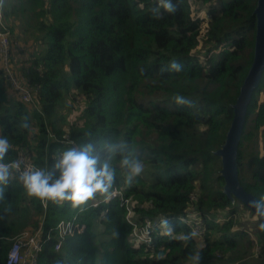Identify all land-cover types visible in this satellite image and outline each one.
<instances>
[{"label": "trees", "instance_id": "trees-1", "mask_svg": "<svg viewBox=\"0 0 264 264\" xmlns=\"http://www.w3.org/2000/svg\"><path fill=\"white\" fill-rule=\"evenodd\" d=\"M199 1L206 5L208 23L203 61L189 55L202 21L191 19L187 0H171L174 13L159 7L158 0L2 1L3 23L16 39L29 34L19 30L21 20L31 21L33 45L24 50L18 71L37 88V105L24 104L6 88L0 70V136L11 144L6 162L25 151L36 167L50 168L57 154L72 146L127 140L148 170L127 185L117 164L113 189L135 199L133 223L142 227L169 218L172 231L158 222L149 246L134 247L119 196L106 201L98 196L79 213L67 202L43 206L14 177L0 202V264L15 237L38 228L36 264H194L191 257L197 253L199 264H264L258 219L257 260L245 259L251 247L246 233L231 231L238 203L250 210L223 194L214 154L252 61L256 0ZM172 61L183 71L161 72ZM263 85L264 71L247 105L236 163L241 186L264 206V148L252 150L247 168L243 162L244 144L255 147L258 130L264 138ZM177 94L190 104L177 105ZM190 210L201 218L204 233L175 219ZM219 211L230 214L225 222H214ZM74 218L82 231L61 238L56 224Z\"/></svg>", "mask_w": 264, "mask_h": 264}, {"label": "clouds", "instance_id": "clouds-1", "mask_svg": "<svg viewBox=\"0 0 264 264\" xmlns=\"http://www.w3.org/2000/svg\"><path fill=\"white\" fill-rule=\"evenodd\" d=\"M158 4L169 13L176 11L171 0H158ZM164 71L179 73L183 71V65L172 61L167 68L161 69ZM174 99L177 105L190 104L180 94ZM10 148L9 139L0 136V202L6 199L10 181L18 177L29 197L55 205L67 202L72 210L83 213L89 202L98 196L106 198L110 195L117 181V164L127 185H131L144 170L138 152L127 140L120 138L72 146L63 151L50 168L29 166L21 170L19 160L6 162ZM162 226L168 233L172 231L167 220L162 221ZM260 228L264 230V224ZM191 259L194 264H199L200 255L197 253Z\"/></svg>", "mask_w": 264, "mask_h": 264}, {"label": "rangeland", "instance_id": "rangeland-1", "mask_svg": "<svg viewBox=\"0 0 264 264\" xmlns=\"http://www.w3.org/2000/svg\"><path fill=\"white\" fill-rule=\"evenodd\" d=\"M3 0H0V31H2L5 36L7 37V45L4 43H0V52L6 53L5 57V62L8 64L7 66L4 64V57L2 55H0V70H2L3 72V76H4V84L6 86V88L8 90H10L12 92V94L19 100L20 96H19V92L18 90L15 88L14 84L12 83V81H10V79L8 78V75L6 74V70L5 68H8L10 71L11 76H13L15 78V80L17 81V87H23L26 86L27 87V83L25 82V77L23 76V78L18 75L17 70L21 71V66L23 65L25 59H24V50L26 49V47L31 48L33 45L32 44V40L34 39V34L32 32V26L30 25L31 21L26 18V22H24V20L22 19L20 22V26H19V30L20 29H27V33H29L26 36L20 37L19 40L16 39L17 37H15L14 33H12V31L6 27V25H4L3 23V17H2V10H1V4H2ZM5 1V0H4ZM11 1H15V0H11ZM188 1V6H190V15L191 18L194 20L195 18L201 19L202 20V27L207 24L204 20L206 18V5L204 3H202L199 0H187ZM29 26V27H28ZM208 26V24H207ZM18 30V31H19ZM202 38V37H201ZM16 39V40H15ZM25 41V42H24ZM203 39L201 40V46L197 47L194 50V54H198V52L202 49L203 47ZM14 69V71H13ZM29 85H31L28 82ZM32 86V85H31ZM34 89L35 87L32 86ZM264 99V85L262 87L260 96H259V100H263ZM32 100H33V95H32ZM75 105H77V102H75ZM77 110V109H76ZM77 113H69L68 114V118L70 119L73 116H76ZM64 128H66V125L63 126ZM143 135V133L141 134ZM65 138V136H64ZM254 148L258 149V151H260V153L263 151L264 148V138L263 135L261 133L260 130L257 131L256 137H255V147H252V144L250 143H245L244 147H243V153L245 154V157L243 159L244 162V168L248 167V164L250 162V157H248V155L252 154V150H254ZM60 154H57V156L59 157ZM247 162V163H246ZM246 163V165H245ZM148 170V167H146L144 165V170L141 174L145 173ZM241 175L243 177H245L247 175L246 171H242ZM142 177V175H139ZM144 176V175H143ZM114 189H112L111 191H113ZM118 192V191H117ZM119 193V192H118ZM121 195L123 196V200H124V208H125V212H126V220L128 222H131L132 218H133V212L131 210V205L134 203L133 201L135 199H131L132 197H125V194L123 192H121ZM94 203V202H92ZM126 208H128V213ZM189 209H192V207H190ZM237 213L233 214V221H235V224L233 226V228H231V231L233 232H244L246 233V235L248 236V240H250L251 243V247L249 250L248 255H246L247 257L245 259H251V260H257V258H259L260 255V242L257 239L256 236V225H257V217L255 214H253L251 211H247L245 208H243L239 203L237 205V209H236ZM187 216L189 217V222H191L193 224V229L196 231H198L200 234H202V232L204 233V228L202 227L201 224V218L199 216H197L196 211L192 210V212H186ZM210 215H206V217H208ZM230 214H227V212H216V216L213 217L214 218V222H225L228 218H229ZM240 221V225H237V221ZM138 226V225H137ZM131 227V232L135 231L137 228H134L133 226ZM134 228V230H133ZM160 228L163 229L162 224L160 225ZM29 230V229H26ZM147 232L149 233V235L151 234L152 230L150 229H142L140 231V233H137L136 235H134V233H131V237H130V243L132 244V246H136L137 244H139L142 240H146V238L148 237ZM246 242V241H244ZM244 242H241L237 248L235 249V252L237 255L241 254V248L240 246H242L244 244ZM200 246V242L199 245ZM230 253H227L225 256L229 255Z\"/></svg>", "mask_w": 264, "mask_h": 264}, {"label": "water", "instance_id": "water-1", "mask_svg": "<svg viewBox=\"0 0 264 264\" xmlns=\"http://www.w3.org/2000/svg\"><path fill=\"white\" fill-rule=\"evenodd\" d=\"M253 13L256 23L252 61L232 105L233 116L224 141L214 154L220 160L219 176L224 182L223 194L244 204L256 215L260 224H264V206L241 186L236 163L237 145L243 131L247 105L264 71V0H256Z\"/></svg>", "mask_w": 264, "mask_h": 264}, {"label": "built area", "instance_id": "built-area-1", "mask_svg": "<svg viewBox=\"0 0 264 264\" xmlns=\"http://www.w3.org/2000/svg\"><path fill=\"white\" fill-rule=\"evenodd\" d=\"M187 3H188V1H187ZM189 9H190V6H189ZM206 15H207V13H206ZM196 19H198V18H195L194 20H196ZM199 20H201V19H199ZM204 21L207 23V16H206ZM207 24H205L203 27L202 26L199 27V35L197 37L198 44L195 46V48H193L189 52V55L196 56L200 61L205 60L206 57L200 51L198 52V54H194V50L197 47L201 46V40L202 39L204 41L205 34L208 30ZM0 43H4L7 45V37L5 36V34L2 31H0ZM202 44H203V42H202ZM212 52H215V51H212ZM212 52H210V54ZM0 55H2L4 57V64L7 66L8 64L5 62L6 53L2 54L0 52ZM5 70L7 72L6 74L8 75V78L10 79V81H12L15 88L19 92V96H20L19 100L21 102H23L24 104L36 106L37 105V102H36V90H37V88L35 87V89H34L31 85H29L28 84L29 81L26 80V78L24 79L18 70H17L18 75H20L25 80V82L27 83V87L26 86L17 87V81L15 80V78L13 76H11L9 69L5 68ZM13 71H14V69H13ZM32 95H33V100H32ZM62 152L63 151L59 152L58 154H61ZM57 158H58V156H57ZM16 160H19L21 162V170H24L26 167H29V166H35L31 156L25 151H19L17 154ZM117 196H119L121 204L124 205V200L122 198L123 196L121 195L120 192L118 193L116 189L111 191L110 195L108 197L104 198L102 201H106V200L115 198ZM42 204H43V206H45V202H42ZM97 204H98L97 202L92 203L93 206H96ZM130 208H131L133 215H134L132 205ZM126 210L128 213V208H126ZM187 212H192V211L190 210ZM168 219L169 218L161 217L158 220L154 221L153 223H151L149 221L146 222L145 225L142 227H139V225L137 226V224L133 223L132 221L128 222V223L131 226H133L134 228H137L135 231H132L134 233V235H136L137 233H140V231L143 228L153 230V227L155 228L157 226L158 222H162V221L168 220ZM176 220L182 222L183 224H187V225L190 223L189 217L187 216L186 212L183 216H178L176 218ZM134 228H133V230H134ZM82 229H83V226H81L79 224V222L77 220H75V218L73 220H67V221L61 220L55 226V230L57 231L58 235L61 238L73 235L75 232L79 233L82 231ZM40 233H41L40 228L36 229L34 232H29L28 230H25L21 234H19L17 237H15L13 239V242L11 243V245L8 247V249L5 252L4 264H36V257H37L38 252L40 251V242L38 240ZM147 235H148V237L146 238V240H142L139 244H147V246H149V244L151 243V236L149 235L148 232H147ZM54 248H55V250H58L60 248V243H57L54 246Z\"/></svg>", "mask_w": 264, "mask_h": 264}, {"label": "crops", "instance_id": "crops-1", "mask_svg": "<svg viewBox=\"0 0 264 264\" xmlns=\"http://www.w3.org/2000/svg\"><path fill=\"white\" fill-rule=\"evenodd\" d=\"M29 231V230H28ZM30 232V231H29Z\"/></svg>", "mask_w": 264, "mask_h": 264}]
</instances>
